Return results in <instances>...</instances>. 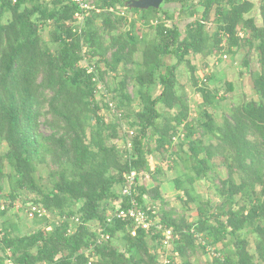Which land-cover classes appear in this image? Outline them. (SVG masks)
Instances as JSON below:
<instances>
[{"label": "trees", "instance_id": "1", "mask_svg": "<svg viewBox=\"0 0 264 264\" xmlns=\"http://www.w3.org/2000/svg\"><path fill=\"white\" fill-rule=\"evenodd\" d=\"M134 1L139 0H94L95 9L83 11L76 0H0V145L7 147L0 154V264H88L96 225L111 239L97 246L93 264H160L159 234L139 230L133 237L129 223H108L107 215L116 203L130 207L120 194L128 173L156 179L162 169L179 166V199L197 203L199 219L188 224L159 213L179 235L171 264H196L198 250L213 255L212 264H257V259L264 264V4L259 23L250 0H163L158 9L147 10ZM175 11L186 17L183 30ZM159 13L162 18H156ZM48 23L53 28L45 42L40 28ZM123 24L129 28L120 33ZM227 53L243 54L240 67L254 99L233 95L235 84L228 79L222 84L220 69L199 75L191 61L199 56L220 66ZM183 64L191 88L202 96L196 117L177 78ZM101 94L111 102L102 103ZM136 101L140 108L130 111ZM225 102L229 110L222 109ZM111 103L119 116L107 123L99 113L112 111ZM220 110L218 123L214 112ZM152 156L161 167L152 170ZM217 159L226 178L216 174ZM42 166L49 170L45 183L36 174ZM197 182H209L219 202L202 201L194 192ZM136 190L140 207L145 196L166 205L159 187ZM23 192L35 195L31 204L54 220L29 218V204L20 206ZM12 211L39 227L21 235L18 222L6 220Z\"/></svg>", "mask_w": 264, "mask_h": 264}, {"label": "rangeland", "instance_id": "2", "mask_svg": "<svg viewBox=\"0 0 264 264\" xmlns=\"http://www.w3.org/2000/svg\"><path fill=\"white\" fill-rule=\"evenodd\" d=\"M93 1L94 0H89L88 1L91 4V7L94 6ZM250 1L255 4V9L252 12V16L256 17V19H257V21L259 23H262V17H261L260 13H261V6H262V4H264V0H250ZM91 10H94V7ZM117 10L120 11V8L118 7ZM96 14H97V12H96ZM114 14L117 17H118V15L123 16L122 13L118 14L116 10H114ZM128 15H129V17H132L134 19H138L140 17V14H135L134 12H129ZM126 16H127V14H126ZM157 16L162 18L163 14L162 13H159V15L157 14L156 18H157ZM9 19H10V15L9 14L5 15V17H3V23H6ZM151 21L156 23V19H153ZM175 22H177L179 27L183 30L185 28V26H186V17L184 15H178V12L175 11ZM96 23H97L98 26H100L101 25L100 19H98L96 21ZM210 27H211L210 29L213 30L212 25ZM52 28H53V26H52L51 23H48V24H46V25H44V26H42L40 28V34L42 36V39L45 42L49 41V39H48L49 38V33L51 32ZM128 28H129L128 25H124L123 24L119 28V32L120 33L121 32H125ZM147 28H145L144 31H146ZM103 34H104V40L108 41L107 34H105V33H103ZM105 44H108V43H105ZM242 52H244V51H242ZM242 55L243 54L240 53L236 57L232 58V56L230 54H228V59H227L226 63H222V65H220V66H217V65L213 64V62L211 60L203 59V58H201L199 56L191 57V61H192V64L194 66H196V69L198 70L197 72H199V75L200 74H205V72H206V70L208 68H209V71H211V72H213L215 69H216V71H214V72H218L217 70L220 69L221 71H220V73L218 75V78H219L218 80L221 79L222 80L221 81L222 84H224V81L227 80V79L230 80L231 82H234L235 91H234L233 95L237 94L239 96V95L245 94V96H247V100H252L255 97H254V94L252 92L251 80L248 77V75L246 74V71L244 72V69L242 70L241 67H240L241 59L243 57ZM253 58H254V60H253L252 66H253V68H257L258 67L257 56L254 54ZM172 59L173 58H167V62L168 63H172L174 61ZM83 65H86V64L83 63ZM187 69L188 68L186 67V65L183 64L179 68L177 74H178V78H179V81H180L181 85H183L185 87L186 92L188 94L189 105H190V107H189L190 108V115L193 116V117H196L197 114L199 113V105L202 102V96H201V94H198V92H194V89L191 88V85H190L189 80H188ZM241 72H244L243 76L240 75ZM213 74H215V73H213ZM110 85L111 84H109V88H112V86L110 87ZM131 86L132 85H130V89H131ZM100 90H101V93H105L107 88L105 86H103V85H100ZM131 91H133V87H132ZM154 95L158 96L159 95V90H157ZM101 96H103V98H101L102 103L103 102H111V97L110 96H108L106 94H101ZM138 108H140V103L138 101L132 103L128 107V109L130 111L131 110H135V109L137 110ZM228 108H229V104L227 102L223 103L222 109L229 110ZM113 110L114 109H112V111L109 112V111H107L105 109H102V111H100L99 115L104 117L107 123L111 122L114 119H116L117 116H119V114L116 112V110H114V111ZM125 110H126V108L123 109V111H125ZM158 110L160 112H164L165 111L164 107H162V106H159ZM223 112L224 111H222V110L214 112L215 119H216V121L218 123L222 122V114H223ZM123 125H124L125 128L128 127V124H127L126 120H124ZM42 130L45 131L44 126L42 127ZM115 142H116V144H118V146L120 148H124V145H123L122 141H115ZM6 152H7L6 145L5 144H1L0 145V154L5 155ZM151 159H152L151 160L152 164H156V162H158L157 159H154V158H151ZM221 163L222 162L220 161V159H217V160L214 161V165L216 166V174L220 178H226L227 177V171H226L225 167H221L220 166ZM159 165H162V163H159ZM5 167H6L5 168V172L9 173L10 167H8L7 164H6ZM158 167H161V166H158ZM162 173H163V176H158L157 177L158 178L157 179L158 182L160 181V179L164 180L165 178H163V177H167L169 179L170 178L173 179V178L176 177L175 171H169V170L165 171V170L162 169ZM36 174L38 176H41V180H42L43 183H45V181L49 179V170H48V168H46L44 166L39 167V169H37V173ZM215 182L217 184L219 183L218 180H216ZM141 183H143V184L146 183L144 178L141 180ZM156 185H157V183H155L154 186H156ZM5 187H6V189L3 192V195L7 196L9 194V190H8L9 187H8L7 181L5 182ZM138 187H143V185H140V181H139ZM194 188H195V191H194L195 194L200 196L202 201L207 202L208 200H210V201L215 202V203L219 202L216 199V196H214V190L211 187L209 182L208 183L197 182L196 184H194ZM20 196H21L20 206H25L26 204L30 205L35 200V195H32V194L27 193V192H23ZM145 197H146V203H148L149 202V200L147 199L148 197L147 196H145ZM182 197H183L184 200L188 199V197L185 194L184 195L182 194ZM0 200H2V195L0 196ZM177 205L179 207L178 210L183 212L182 214H184V217H186V218L188 216L189 217L191 216V218H192L193 214H195V213L197 214V209H198L197 203H189V205H185L183 202L178 200L177 201ZM188 207L191 209V211L190 210H185ZM159 213H160V210H159ZM14 216L15 215H14L13 211L9 212L7 214V216H6L7 217L6 220L7 221H11L13 223H15V220H16L18 222V225H20L19 226L20 227L19 230H20L21 235H26L28 233H32L34 230H36L39 227V225H35L32 222L25 221L24 220V216L22 215V213L20 214L21 219L19 217H17V216H15V218H13ZM50 217L53 219L52 215H50ZM2 221L3 220H1L0 222H2ZM57 222L54 223V224H57ZM72 224H73V221H72ZM93 229H94V227L92 226L91 227V231H93ZM249 241H250L249 250H250L251 253L255 254V239H254V237L250 236L249 237ZM118 245H119V247L122 248V243L121 242H118ZM198 251L200 253H196L195 256L192 259L193 261H195L196 264H212L213 263V261H214V256L213 255L210 254L208 256H205L204 254H202L201 250H198ZM203 255L205 257H203ZM0 257H1V253H0ZM256 263L260 264L258 259L256 260ZM4 264H11V262L10 261H5Z\"/></svg>", "mask_w": 264, "mask_h": 264}, {"label": "built area", "instance_id": "3", "mask_svg": "<svg viewBox=\"0 0 264 264\" xmlns=\"http://www.w3.org/2000/svg\"><path fill=\"white\" fill-rule=\"evenodd\" d=\"M11 1L15 3L17 0ZM76 2L83 11H89L94 7H91V4L87 0H76ZM80 19H82V17H80ZM109 106L111 109L115 110V107L112 103ZM139 181L140 178L136 172L132 171L126 175L120 194L123 198H129L130 207L125 208L122 207L120 203H116V205H114L113 208L108 212L107 222L111 223L115 220H119L129 223V226L131 227L130 234L133 237L137 236L139 230L149 234H159L162 242V251L160 252L161 255L159 262L160 264H171L172 259H170V257L173 256L172 252L174 250V242L179 239V235L176 234L173 227H169L163 223L159 214V209L156 206L146 203V197H144L145 207H140L138 205L136 199V196L138 195L136 188L139 185ZM29 206L30 209L27 211L29 218H50L47 212L38 206H33L32 204ZM75 221L78 222V220ZM93 227L94 229L92 232L95 237L93 238V242L87 250V256H89L90 260L88 264H93L97 258L95 252L97 246L101 245L102 242H107L111 239V237L105 233L101 226L96 225ZM11 264L13 263L11 262Z\"/></svg>", "mask_w": 264, "mask_h": 264}, {"label": "crops", "instance_id": "4", "mask_svg": "<svg viewBox=\"0 0 264 264\" xmlns=\"http://www.w3.org/2000/svg\"><path fill=\"white\" fill-rule=\"evenodd\" d=\"M178 78V77H177ZM179 80V78H178ZM180 82V81H179ZM100 86V85H99ZM133 87V86H132ZM132 87L130 89V92L132 90ZM133 90H134V87H133ZM157 90H159V94L161 93V88L158 87ZM156 90V91H157ZM132 94V92H131ZM151 158H154V159H157L158 162H156V164H152L151 162ZM149 160H150V163H151V167H152V170L159 165L160 163V160L159 158H157L156 156H152V157H149ZM178 171H183V168L181 166H179V168L177 169ZM177 170L176 169H172V170H169V171H175V175L176 177L173 178V179H169L167 177H163L165 178L164 180L160 179V181L158 182V178H154L152 174H148V173H142L141 174V177H140V185H143V187L147 188V189H152V188H155V187H159L160 189V192H161V197L163 199V201L166 203V205L163 204V202L161 201H156V202H153V200L151 198H147L149 200L148 204H151L153 206H156L158 207V209L160 210V212H166V213H171L172 217L173 218H178V217H182V218H185L186 219V222L188 224H192V223H196L199 219L198 217V213L196 214H193L192 215V218L191 216L189 217H184V214H182L183 212H181L180 210H178V205H177V201L180 200L179 199V195L181 194L180 192H178L175 188V180L177 178H179L178 174H177ZM144 176V177H143ZM165 176V175H164ZM145 179V184L141 183V180L142 179ZM155 183H157L156 186ZM177 200V201H176ZM185 210H190L191 209L188 207L186 208ZM15 211V210H14ZM221 245H219L220 247Z\"/></svg>", "mask_w": 264, "mask_h": 264}, {"label": "water", "instance_id": "5", "mask_svg": "<svg viewBox=\"0 0 264 264\" xmlns=\"http://www.w3.org/2000/svg\"><path fill=\"white\" fill-rule=\"evenodd\" d=\"M163 3V0H139V1H134L133 6L142 9V10H147L150 8H155L158 9Z\"/></svg>", "mask_w": 264, "mask_h": 264}]
</instances>
